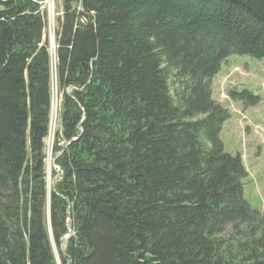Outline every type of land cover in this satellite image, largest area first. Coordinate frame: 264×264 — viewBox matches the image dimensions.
<instances>
[{
  "label": "trees",
  "instance_id": "obj_1",
  "mask_svg": "<svg viewBox=\"0 0 264 264\" xmlns=\"http://www.w3.org/2000/svg\"><path fill=\"white\" fill-rule=\"evenodd\" d=\"M43 1L0 0V264H58L54 246L61 264H264L212 88L229 58L264 60V0H60L50 189Z\"/></svg>",
  "mask_w": 264,
  "mask_h": 264
},
{
  "label": "rangeland",
  "instance_id": "obj_2",
  "mask_svg": "<svg viewBox=\"0 0 264 264\" xmlns=\"http://www.w3.org/2000/svg\"><path fill=\"white\" fill-rule=\"evenodd\" d=\"M37 2V0H35ZM55 2V3H54ZM54 4H47L48 0H44L43 2H39L42 5V10L47 11L48 19H47V30L45 32V39L48 40L50 45V51L53 57V84H52V116L50 127L53 128V125L56 127L58 125L59 118V105L61 101V96L58 91V85L56 82V42H55V30L57 29V18L59 17L62 8L60 0H54ZM52 6L54 9L53 19L51 21L49 7ZM55 42V44H54ZM231 63H233L232 67L228 69L227 77H219L217 81H214L213 88V100L221 105L224 109L226 106H229V110L236 112L238 115H241L242 118L245 117L243 112L238 111L234 108V101L229 97L230 92L235 89L233 84V79L241 77V81L236 80L234 85L236 87H244L248 88V82L252 79L254 74H260L262 71L261 77H264V68L262 61L257 59H253L250 57H240L235 56L228 59ZM234 61H237L235 64ZM239 65L241 68H239ZM238 75V76H237ZM262 88L258 89L255 92L256 97H260L262 94L260 92ZM263 90H264V82H263ZM249 91V90H248ZM257 111L251 109L250 114H248L249 119L251 121V127L260 126L264 129V103L260 107H256ZM228 112L229 110L226 109ZM236 118L231 121L228 125H226L224 132H222L220 139L224 144V149L227 154L232 156L237 155L238 153L242 156V160L247 171V168L250 170L252 178H248L244 181V198L249 203L253 210L260 211L264 213V132L262 135H258L255 133L254 129L249 136H244L240 134L238 131V126L236 122ZM229 121V120H228ZM227 121V122H228ZM226 122V123H227ZM241 126L246 128L249 126V122L243 123L240 122ZM58 128V127H57ZM58 130V129H57ZM56 130V131H57ZM246 130V129H245ZM248 129L245 131L247 132ZM263 137V138H261ZM55 131H53L49 135L47 140V150H46V174L48 179V186L53 187L55 181L58 177H53L55 172H58V168L55 165ZM50 165V167H49ZM248 173V171H247ZM62 249L65 250V245L62 246ZM54 252L57 259L58 264H61V256L59 251L54 246Z\"/></svg>",
  "mask_w": 264,
  "mask_h": 264
},
{
  "label": "crops",
  "instance_id": "obj_3",
  "mask_svg": "<svg viewBox=\"0 0 264 264\" xmlns=\"http://www.w3.org/2000/svg\"><path fill=\"white\" fill-rule=\"evenodd\" d=\"M234 63L236 64L237 61H234ZM262 63L264 64V60L262 61ZM232 64L233 63H231L229 60H227V62L223 65L220 74L214 79V81H217L219 77H227V75H228V69L233 66ZM239 68H241L240 65H239ZM263 68H264V65H263ZM261 75H262V71L260 72L259 75L258 74H254L253 75L252 79L247 84L248 87H249V89L248 88L246 89V88L240 87V86L236 87L234 85V83H235L236 80L241 81V77H238V78L233 79V84H231V85H233L235 87V89H233L232 91L241 92L243 90H249L251 93L255 94V92H257L258 89L262 88V90H260V92L262 94L259 97L260 98V102L256 106V107H260L264 103V90H263L264 77L262 78ZM214 81H213V85H214ZM233 104H234V108L235 109H237L240 112H243L246 116H248V114L252 115L250 113L251 109H253L254 111H257V108L256 107H247L246 105H244V103H242L240 101H234ZM226 109L229 110V106H226ZM229 113H230V119H229V121L227 123H225V125L223 127V132H224V129H225L226 125H228L229 123H231V121L236 118L237 119L236 122H237V126H238V131L240 132V134L242 135V137L251 135V133L253 131V127H251V124L249 126H246L245 129L246 130L248 129V131L245 132L246 130L244 129V127L241 126V123H240V116L236 112H233L232 110H229ZM263 143H264V140H263ZM247 171H248V174H249V178L251 179L252 176H251L250 170L248 168H247Z\"/></svg>",
  "mask_w": 264,
  "mask_h": 264
},
{
  "label": "bare ground",
  "instance_id": "obj_4",
  "mask_svg": "<svg viewBox=\"0 0 264 264\" xmlns=\"http://www.w3.org/2000/svg\"><path fill=\"white\" fill-rule=\"evenodd\" d=\"M53 2H54V0H49L47 4H50V5H51ZM54 3H55V2H54ZM54 3H53V4H54ZM53 9H54V8H53L52 6H50L49 9H48L49 12H50V18H51V21H52V19H53V13H54V10H53ZM49 167H50V165H49Z\"/></svg>",
  "mask_w": 264,
  "mask_h": 264
},
{
  "label": "built area",
  "instance_id": "obj_5",
  "mask_svg": "<svg viewBox=\"0 0 264 264\" xmlns=\"http://www.w3.org/2000/svg\"><path fill=\"white\" fill-rule=\"evenodd\" d=\"M53 128H54V129L56 128V122H55V125H53Z\"/></svg>",
  "mask_w": 264,
  "mask_h": 264
},
{
  "label": "water",
  "instance_id": "obj_6",
  "mask_svg": "<svg viewBox=\"0 0 264 264\" xmlns=\"http://www.w3.org/2000/svg\"><path fill=\"white\" fill-rule=\"evenodd\" d=\"M49 1V0H48ZM54 44H55V42H54Z\"/></svg>",
  "mask_w": 264,
  "mask_h": 264
}]
</instances>
